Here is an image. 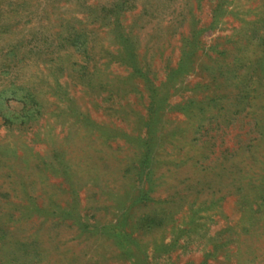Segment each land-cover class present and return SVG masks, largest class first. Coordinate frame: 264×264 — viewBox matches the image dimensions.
<instances>
[{"label":"rangeland","instance_id":"374dc122","mask_svg":"<svg viewBox=\"0 0 264 264\" xmlns=\"http://www.w3.org/2000/svg\"><path fill=\"white\" fill-rule=\"evenodd\" d=\"M263 65L264 0H0V264H264Z\"/></svg>","mask_w":264,"mask_h":264},{"label":"trees","instance_id":"16d2710c","mask_svg":"<svg viewBox=\"0 0 264 264\" xmlns=\"http://www.w3.org/2000/svg\"><path fill=\"white\" fill-rule=\"evenodd\" d=\"M263 71H264V65H263ZM207 99H209V98H207ZM26 101H28V103ZM211 101H213V100L211 99ZM18 103H22L25 106L26 110H24V111H26V115L24 117L27 120H28V118L32 119L33 117L30 116V115L36 114L39 111L38 104L35 102V99H34L33 95H31V94L25 95V97L22 100H19ZM190 103L193 105L194 104V101H192ZM7 115L9 116L8 118L5 117V115L1 117L2 120L5 123L7 122L8 124L11 125L15 120H18V114L17 113H14V112L11 111ZM257 130H258V128H257ZM254 139L255 138L253 137L251 140L253 141ZM251 147H252V145L251 146H247L248 149L251 148ZM142 157H143V159H142V162L140 163V166L139 167H140L141 170H145V168L150 167V164H149V162H150V153L148 151H146L143 154ZM150 176L152 177V174L149 173L148 174V181H149V179H151ZM249 189L250 190L246 189L247 191L245 190L246 192L243 193L244 195H246L247 200L248 199L250 200L251 197H253L255 199H258L261 196L262 198H264V186L263 185H261V186H255V185H253V186L249 187ZM257 190H258V192H255ZM152 192H153L152 189L150 191H148V192L142 191L141 194H140V196H139V198L136 199V200L137 201H140V202H146V203L147 202H150V201H152V198H151ZM6 194H8V193L6 192ZM241 202L245 203L246 200H241Z\"/></svg>","mask_w":264,"mask_h":264}]
</instances>
